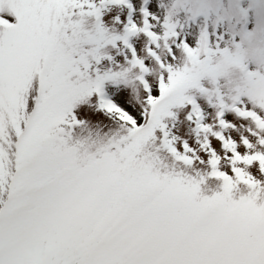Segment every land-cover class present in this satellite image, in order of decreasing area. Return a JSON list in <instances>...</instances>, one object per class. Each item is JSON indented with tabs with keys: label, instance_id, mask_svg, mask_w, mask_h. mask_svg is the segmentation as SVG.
<instances>
[{
	"label": "snow or ice",
	"instance_id": "1",
	"mask_svg": "<svg viewBox=\"0 0 264 264\" xmlns=\"http://www.w3.org/2000/svg\"><path fill=\"white\" fill-rule=\"evenodd\" d=\"M0 264H264V0H0Z\"/></svg>",
	"mask_w": 264,
	"mask_h": 264
}]
</instances>
